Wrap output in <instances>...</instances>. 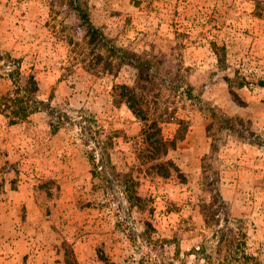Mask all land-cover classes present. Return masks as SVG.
<instances>
[{"label":"rangeland","instance_id":"374dc122","mask_svg":"<svg viewBox=\"0 0 264 264\" xmlns=\"http://www.w3.org/2000/svg\"><path fill=\"white\" fill-rule=\"evenodd\" d=\"M138 63L182 177L138 168ZM261 81L264 0H0V264H264Z\"/></svg>","mask_w":264,"mask_h":264},{"label":"trees","instance_id":"16d2710c","mask_svg":"<svg viewBox=\"0 0 264 264\" xmlns=\"http://www.w3.org/2000/svg\"><path fill=\"white\" fill-rule=\"evenodd\" d=\"M95 30L96 29H89L86 32L91 40L96 39ZM134 65L138 70V79L136 80V83L132 86L127 84H117L114 88V99L118 103L124 101L128 103L133 112L142 119V143L137 144L136 149L137 156L142 159V167L139 165L138 168L141 172L147 171L148 173H157L165 178L175 175L182 177L183 175L178 164L174 160L168 158L170 150L175 149L178 140L183 138L181 129L178 131L175 138L168 139L163 133V119L151 117L148 112L145 114L139 113L140 111L144 112V110H147L150 106V100L142 96L143 93L141 92L149 91L150 84L153 85L154 81L150 78L147 68L148 65L146 63H138ZM27 80L28 79H26V81ZM261 84L264 85V81H261ZM36 90L37 86L29 89V91L33 94ZM169 119L176 120L180 123L182 122V120L178 119L174 113L171 114ZM59 121H61V123H65L62 120ZM144 165H146V169L143 168ZM203 167V184L205 189L211 194V201L204 204L205 219L210 223L219 224L221 222V215L224 213L222 212L223 210L221 207L226 204V200L219 188V179L211 175V172L207 169L206 165ZM123 176L122 181L126 183L130 201L139 207V205H142V196L138 193V188L140 186L139 178L134 176V171L126 172ZM227 230H231L229 226L220 227L217 229V233L222 235V239H230ZM230 240H234V237ZM221 263L224 264V262H221L220 260V264Z\"/></svg>","mask_w":264,"mask_h":264}]
</instances>
